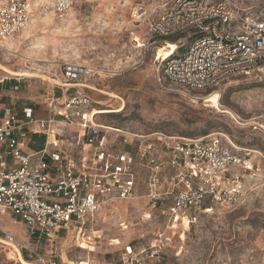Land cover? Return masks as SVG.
<instances>
[{
    "label": "built area",
    "instance_id": "2783aa9c",
    "mask_svg": "<svg viewBox=\"0 0 264 264\" xmlns=\"http://www.w3.org/2000/svg\"><path fill=\"white\" fill-rule=\"evenodd\" d=\"M255 1L256 9L237 11L224 0H171L135 42L145 51L189 34L187 45L179 38L169 57L156 56L157 69L169 84L213 91L230 77L264 67V0ZM75 2L53 0L51 8L62 15ZM139 17L146 18V11ZM30 20L29 0L1 2L0 46ZM88 73L87 67L63 64L66 83L58 86L59 96H50L44 115L33 104L18 109L0 94V220L9 215L25 226L17 251L31 264H168L164 248L174 225L189 221L187 214L205 202H239L252 158L210 136L140 134L93 122L90 95L69 90ZM75 126L71 136L68 128ZM34 136L43 137L37 149L30 147ZM117 203L142 204L132 225L160 216L168 235L155 227L121 241L115 254L95 252L103 238L98 219L109 217ZM0 233L7 235L1 227ZM65 243L86 255L57 254Z\"/></svg>",
    "mask_w": 264,
    "mask_h": 264
},
{
    "label": "rangeland",
    "instance_id": "374dc122",
    "mask_svg": "<svg viewBox=\"0 0 264 264\" xmlns=\"http://www.w3.org/2000/svg\"><path fill=\"white\" fill-rule=\"evenodd\" d=\"M224 1L237 11L257 7L255 0ZM29 2L27 30L0 46V63L30 75L16 76L0 69V79L5 78L0 84L4 101L18 109L33 104L36 113L44 115L50 96H59L58 86L66 83L63 64L74 63L87 67L89 73L69 90L84 89L94 112L122 107L93 112V122L140 134L210 136L235 152L248 153L254 169L244 176L239 202H205L191 210L189 221L174 225L164 259L168 264H264V67L230 77L213 91H188L163 80L156 47L144 51L135 42L146 37L147 20L160 15L171 0H76L62 15L53 13V0ZM143 11L146 18L139 17ZM179 38L185 45L190 41L189 34H183L169 42ZM15 84L18 89L13 90ZM78 129L69 127L68 134ZM42 141V136H34L30 147L37 149ZM141 205L117 203L109 217L98 219L103 238L95 252L115 254L121 241L155 227L168 235V222L160 216L132 225L138 222ZM0 227L7 233H0V239L7 242L0 241V264H22L16 249L24 241L25 226L5 215ZM55 250L57 254L62 250L67 259L87 253L72 243Z\"/></svg>",
    "mask_w": 264,
    "mask_h": 264
},
{
    "label": "bare ground",
    "instance_id": "6f19581e",
    "mask_svg": "<svg viewBox=\"0 0 264 264\" xmlns=\"http://www.w3.org/2000/svg\"><path fill=\"white\" fill-rule=\"evenodd\" d=\"M25 30H27V29H25ZM9 44H11V43H9ZM171 44H172V46H171ZM175 49H176V44L172 43V42H168V45L164 44V46H159L157 48L156 55H157L158 58H160V57L167 58L174 52ZM0 69L3 72H5L7 74H11V75H16V76H18V75H22V76L23 75H25V76L30 75V73L26 72V70H24V69L13 70V69H10V68L6 67L5 65H3L1 63H0ZM110 96L116 97V95H114V94H112ZM121 109H122V107H120L118 109H101V110H96L94 113H108V112H112V111H120ZM0 241H2L4 243H7L6 241H3L2 239H0ZM15 249H16V247H15ZM16 251H17V249H16ZM19 258H20V261H21L22 264H31L30 262H27L24 259H22L21 256Z\"/></svg>",
    "mask_w": 264,
    "mask_h": 264
},
{
    "label": "crops",
    "instance_id": "0c3cea01",
    "mask_svg": "<svg viewBox=\"0 0 264 264\" xmlns=\"http://www.w3.org/2000/svg\"><path fill=\"white\" fill-rule=\"evenodd\" d=\"M42 145V144H41ZM41 145H40V147H41ZM39 148V147H38Z\"/></svg>",
    "mask_w": 264,
    "mask_h": 264
}]
</instances>
